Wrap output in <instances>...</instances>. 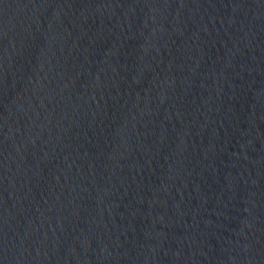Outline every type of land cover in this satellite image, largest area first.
Instances as JSON below:
<instances>
[{
	"label": "water",
	"instance_id": "obj_1",
	"mask_svg": "<svg viewBox=\"0 0 264 264\" xmlns=\"http://www.w3.org/2000/svg\"><path fill=\"white\" fill-rule=\"evenodd\" d=\"M0 264H264V0H0Z\"/></svg>",
	"mask_w": 264,
	"mask_h": 264
}]
</instances>
